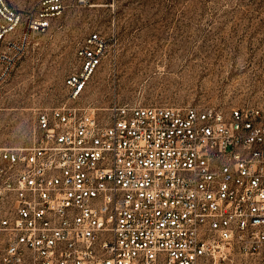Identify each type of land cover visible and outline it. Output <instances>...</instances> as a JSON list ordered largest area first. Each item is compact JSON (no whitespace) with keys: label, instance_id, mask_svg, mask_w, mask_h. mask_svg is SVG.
Masks as SVG:
<instances>
[{"label":"built area","instance_id":"obj_1","mask_svg":"<svg viewBox=\"0 0 264 264\" xmlns=\"http://www.w3.org/2000/svg\"><path fill=\"white\" fill-rule=\"evenodd\" d=\"M64 6L0 0V83ZM105 47L87 34L65 101L0 143V264H264V105L102 113L79 99Z\"/></svg>","mask_w":264,"mask_h":264},{"label":"rangeland","instance_id":"obj_2","mask_svg":"<svg viewBox=\"0 0 264 264\" xmlns=\"http://www.w3.org/2000/svg\"><path fill=\"white\" fill-rule=\"evenodd\" d=\"M91 32L106 47L81 105H264V0H65L0 83V143L28 145L37 110L65 101Z\"/></svg>","mask_w":264,"mask_h":264}]
</instances>
